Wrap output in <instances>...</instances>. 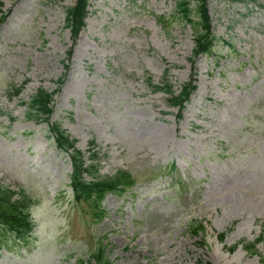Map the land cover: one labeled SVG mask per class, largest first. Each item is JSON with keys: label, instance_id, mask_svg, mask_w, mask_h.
<instances>
[{"label": "rangeland", "instance_id": "obj_1", "mask_svg": "<svg viewBox=\"0 0 264 264\" xmlns=\"http://www.w3.org/2000/svg\"><path fill=\"white\" fill-rule=\"evenodd\" d=\"M74 2L0 0V184L31 197L36 223L25 242L0 232V264H97L99 250L102 264H264V0H208L215 43L194 65L175 0H90L68 57ZM166 69L175 92L194 72L181 117L147 83ZM40 87L96 177L136 180L100 217L74 199L48 123L26 117Z\"/></svg>", "mask_w": 264, "mask_h": 264}, {"label": "trees", "instance_id": "obj_2", "mask_svg": "<svg viewBox=\"0 0 264 264\" xmlns=\"http://www.w3.org/2000/svg\"><path fill=\"white\" fill-rule=\"evenodd\" d=\"M89 0H75V3L66 7L65 10V26L69 28L71 40L74 42L84 25V19L88 14ZM264 6V3H263ZM7 14L1 13L0 22L6 19ZM158 20L167 26L176 17L181 21L189 23L195 32L194 46L192 49L191 61L201 54H208L213 51L215 35L212 30V21L208 9V0H175V9L171 15V19H166L164 15L157 16ZM69 48L67 54H71ZM65 68L68 65L65 64ZM66 72L57 81L61 84L64 81ZM147 83L152 86L153 90H165L169 93V101L171 105L178 106V117L181 116L180 111L188 101L190 94L195 88L193 72L190 78L181 84L180 90L175 93L172 89V84L167 78V69L164 71L162 84H155L150 76L147 78ZM20 87L13 89V93L17 94ZM54 91H48L45 88H38L27 101H22L27 106L26 117L32 119L42 118L48 122L52 112V96ZM56 92V90H55ZM54 92V93H55ZM10 94V93H9ZM48 130L53 137V141L58 150H71L69 155L72 162V172L70 173V186L75 200H83L91 202L98 211L95 215L101 216L103 212L100 208L102 198L109 192H122L131 187L135 182V178L125 170L117 172L112 177L98 178L95 176L96 167L93 163L86 164L83 154L80 149L74 146V139L57 123L48 122ZM90 174V179H85V175ZM32 200L22 189L18 191L11 189L9 186L0 184V232L10 233L14 239L25 242L36 223L33 221L30 208ZM202 227V225H199ZM193 231H196L194 227ZM223 235V234H222ZM221 235V237H222ZM244 246V245H243ZM233 246L232 248H234ZM231 248V250H233ZM246 249H252L253 245ZM97 264L100 262L101 250L96 255ZM106 264H110L107 262Z\"/></svg>", "mask_w": 264, "mask_h": 264}]
</instances>
